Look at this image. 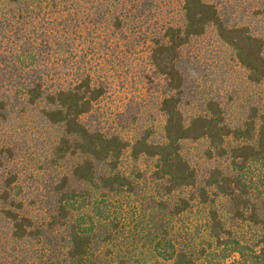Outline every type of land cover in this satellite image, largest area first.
<instances>
[{"label": "trees", "instance_id": "trees-1", "mask_svg": "<svg viewBox=\"0 0 264 264\" xmlns=\"http://www.w3.org/2000/svg\"><path fill=\"white\" fill-rule=\"evenodd\" d=\"M91 1L0 0V264H264V0ZM120 40L161 78L129 136L91 119Z\"/></svg>", "mask_w": 264, "mask_h": 264}, {"label": "rangeland", "instance_id": "rangeland-1", "mask_svg": "<svg viewBox=\"0 0 264 264\" xmlns=\"http://www.w3.org/2000/svg\"><path fill=\"white\" fill-rule=\"evenodd\" d=\"M161 1L162 9L169 10L161 13V20L164 17L175 15L172 11L174 5L177 8L176 0ZM213 1L223 2L224 0ZM227 2L232 3L234 13L237 15L250 12L255 7V0H227ZM91 3H94L93 0ZM116 5L119 7V2ZM118 34L117 32L116 37L119 36ZM121 41H118L115 53L103 56V58L96 56V60L91 63L93 78L103 81L105 86V93L96 102L91 119L98 121L104 129L118 131L124 136H129L132 134L130 130L132 127L134 130L145 126L158 128L161 124L163 116L157 110L161 78L152 74L146 61L147 48L144 45L135 46V52L127 51ZM198 44L200 47L197 51L200 52L199 56L202 60L212 65L213 71L220 70L221 72L227 58L225 59L222 46L216 41L214 35L211 32L208 33L198 41ZM243 77V73L236 70L226 75L228 83H236V85L242 82ZM132 119H135L134 123Z\"/></svg>", "mask_w": 264, "mask_h": 264}]
</instances>
